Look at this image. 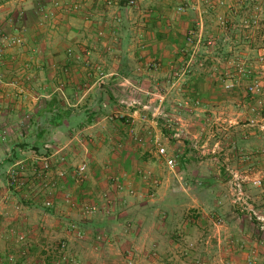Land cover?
Wrapping results in <instances>:
<instances>
[{
	"label": "rangeland",
	"instance_id": "obj_1",
	"mask_svg": "<svg viewBox=\"0 0 264 264\" xmlns=\"http://www.w3.org/2000/svg\"><path fill=\"white\" fill-rule=\"evenodd\" d=\"M194 7L174 54L179 61L154 89L164 95L162 105L157 98V107L140 116L145 130L114 110L109 123L129 127L105 129V144L35 146L23 131L10 145L0 164V264H264V0H201ZM132 101L140 107L143 100L134 96L124 105ZM89 151H97L94 171L105 170L110 207L81 193L102 191L101 174L88 181ZM33 153L48 159L47 172L40 173ZM17 162L24 166L20 188L6 179ZM81 165L86 173L78 178ZM63 184L78 194L65 187L56 198ZM34 204L38 215L54 217L21 224L25 205ZM90 207L96 211L86 212ZM113 215L120 219L115 228L104 222ZM90 220L102 228L86 227Z\"/></svg>",
	"mask_w": 264,
	"mask_h": 264
},
{
	"label": "crops",
	"instance_id": "obj_2",
	"mask_svg": "<svg viewBox=\"0 0 264 264\" xmlns=\"http://www.w3.org/2000/svg\"><path fill=\"white\" fill-rule=\"evenodd\" d=\"M200 1L146 0L139 8L124 10L107 8L106 0L105 3L104 0H33L25 3L2 0L0 33L21 37L23 44L0 52V129L15 128L18 122H23L27 125L26 135L35 146L77 139L80 144H105V129L129 127L118 124L120 121L109 123V113L116 110L120 117L134 118L136 129L145 130L140 116L157 107V98H161L159 104L162 105L164 95L154 89L166 76L170 65L179 61L174 54L182 45V34L189 29V10ZM55 3L59 6L55 7ZM73 3L80 4L78 11L66 8ZM39 5L52 11L49 23L41 22ZM116 12L122 17L120 25H115L111 19ZM100 30L102 38L97 36ZM151 63H159L161 68L157 71L149 69ZM134 96L143 100L138 104L140 107L124 105L126 99ZM145 110L149 111L142 112ZM152 123L149 122L151 126ZM69 130L76 132L68 137L66 132ZM137 133L146 142H154L151 135ZM123 134L126 136V131ZM18 136L11 135L1 147L0 164ZM113 138L120 139L118 136ZM97 151H89L87 155L92 163V167L88 166V181L101 174L97 179L103 181L98 183L102 191L95 196L90 190L81 193L92 194L89 201L97 206L110 207L104 199L105 189L109 187L103 180L105 170L97 167L96 173L94 161H91L96 159L91 152ZM121 180L127 185V179ZM66 185L59 187L56 198L63 197L68 190ZM76 188L70 187L68 191L78 194ZM25 206V217L19 219L21 224L46 222L51 216L38 215L37 204ZM118 221L120 219L116 220L113 215L104 222L115 228ZM85 224L96 232L102 228L93 220ZM167 242L171 248L177 245L170 239ZM8 245L10 248V243ZM3 246L0 240V256Z\"/></svg>",
	"mask_w": 264,
	"mask_h": 264
},
{
	"label": "built area",
	"instance_id": "obj_3",
	"mask_svg": "<svg viewBox=\"0 0 264 264\" xmlns=\"http://www.w3.org/2000/svg\"><path fill=\"white\" fill-rule=\"evenodd\" d=\"M1 1L2 0H0V5H1ZM19 1L22 3H25V2H31L33 0H19ZM95 1H101V0H95ZM145 1L146 0H124L122 2L121 0H106V6L107 8L115 7L117 9H124V10L128 9L129 10V9L139 8L140 4ZM104 3H105V0H104ZM54 5L55 7H58L59 3H55ZM60 7L62 8L61 4H60ZM66 8L72 11H78L80 9V4L73 3V4H70L69 6L66 5ZM37 9L40 15L41 22L49 23V21L53 17L52 11L50 9H47V7L43 5H39ZM111 19L115 25H120L122 23L121 14L117 12L112 14ZM97 36L99 38H102L103 32L101 30L98 31ZM22 44H23V40L21 37L0 33V52L6 49H12L14 47H20L22 46ZM68 52L69 54H71L70 50ZM148 66L152 68L153 70H157L158 68V65L156 63L148 64ZM136 104L137 103L135 101H132L131 103L128 104V106H134ZM16 129L19 131L18 135L22 136V132L27 129V125H25L23 122H18L16 124ZM10 130H11L10 127H3L0 129V150H1V147L5 145V143L7 142V139L11 137L12 134L10 133ZM33 154L35 158H37L41 162V165L39 167L40 173L47 172L49 170L48 159L44 157H37L36 153H33ZM158 155L164 159L165 164L168 167H171L173 165V160L167 156L166 150L164 148L158 149ZM23 171H24V166H21L20 162H17L13 164L12 166H9L6 172V179H7L8 185L14 188H20L24 184V180L22 179ZM85 173H86V166L85 165L79 166L76 171L78 178L84 177ZM44 205L46 207H50L52 206V203L51 201L47 200L46 202H44ZM94 211H96V207H90L89 209L88 208L86 209V212H88L89 214L93 213ZM18 240L23 241L24 235L23 234L19 235ZM153 256H155V259L157 258L155 254H153ZM155 259L153 260L155 261ZM152 264H159V263L154 262ZM195 264H200V262L197 261Z\"/></svg>",
	"mask_w": 264,
	"mask_h": 264
},
{
	"label": "trees",
	"instance_id": "obj_4",
	"mask_svg": "<svg viewBox=\"0 0 264 264\" xmlns=\"http://www.w3.org/2000/svg\"><path fill=\"white\" fill-rule=\"evenodd\" d=\"M22 148H24V146H23ZM36 148H37V147H36Z\"/></svg>",
	"mask_w": 264,
	"mask_h": 264
}]
</instances>
